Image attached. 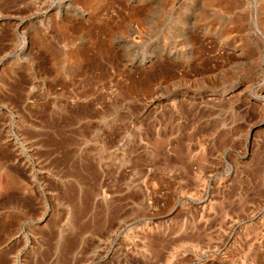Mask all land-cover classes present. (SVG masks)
Wrapping results in <instances>:
<instances>
[{
	"label": "rangeland",
	"instance_id": "rangeland-1",
	"mask_svg": "<svg viewBox=\"0 0 264 264\" xmlns=\"http://www.w3.org/2000/svg\"><path fill=\"white\" fill-rule=\"evenodd\" d=\"M0 264H264V0H0Z\"/></svg>",
	"mask_w": 264,
	"mask_h": 264
}]
</instances>
